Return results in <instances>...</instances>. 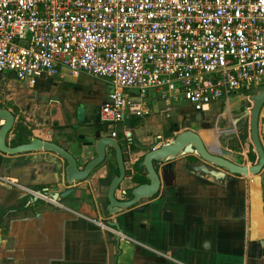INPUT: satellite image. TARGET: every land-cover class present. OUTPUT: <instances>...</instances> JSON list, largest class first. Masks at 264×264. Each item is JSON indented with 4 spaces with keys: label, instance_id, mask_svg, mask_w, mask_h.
<instances>
[{
    "label": "crops",
    "instance_id": "obj_1",
    "mask_svg": "<svg viewBox=\"0 0 264 264\" xmlns=\"http://www.w3.org/2000/svg\"><path fill=\"white\" fill-rule=\"evenodd\" d=\"M8 76L11 83L19 82L21 87L33 84ZM50 79L58 85L68 84L64 89L67 97L63 110L66 122L72 125L54 131L33 129V133L66 146L82 164L85 158L91 157L92 150L90 147L78 151L73 128L77 125L80 132L87 133L91 129L87 123L98 116L109 92L99 101L95 113L91 91L98 88L90 83L94 78L63 71L40 80ZM78 102L84 106V125L79 124L75 116ZM160 102V106L149 105L152 112L146 116L173 109L171 103ZM222 105L220 117L225 114L230 118L236 116L233 111L237 103L231 104L227 100ZM54 107L57 109L53 118L61 124V110ZM209 109L204 113L206 118L210 116ZM161 116L167 118L166 113ZM140 118L132 116L126 120L139 121ZM133 124L137 123L133 121ZM185 125H189L188 122L183 124L188 127ZM215 127L210 130L214 131ZM199 130L200 135L209 131L206 128ZM158 132L155 130L147 137H138L148 142ZM212 134L201 136L219 154L239 164L253 162L249 137L236 148L232 144H222L233 137L218 142ZM261 141L264 147V137ZM244 145L248 146L247 150L243 149ZM141 154V151L131 153V161ZM20 156L23 157L22 164L12 165L17 156L0 152V264H264V194L259 175H235L232 181H216L202 169L184 168L185 157L182 156L176 160L171 177L162 182L160 191L152 198L108 215L107 184L98 180L101 176L112 177L116 168H95L88 178L76 183L75 194L62 201L53 202L39 195L36 201L27 204L29 195L39 189L47 187L51 190L54 185L60 190L65 188L66 162L49 151L26 152ZM198 159L197 164H200ZM90 218H99L106 223L110 220L118 222L120 229L111 226L120 234L101 230Z\"/></svg>",
    "mask_w": 264,
    "mask_h": 264
},
{
    "label": "built area",
    "instance_id": "obj_2",
    "mask_svg": "<svg viewBox=\"0 0 264 264\" xmlns=\"http://www.w3.org/2000/svg\"><path fill=\"white\" fill-rule=\"evenodd\" d=\"M63 71L111 83L97 116L109 127L150 114L148 98L203 112L264 87V0H0V74Z\"/></svg>",
    "mask_w": 264,
    "mask_h": 264
},
{
    "label": "water",
    "instance_id": "obj_3",
    "mask_svg": "<svg viewBox=\"0 0 264 264\" xmlns=\"http://www.w3.org/2000/svg\"><path fill=\"white\" fill-rule=\"evenodd\" d=\"M244 96L246 101L252 105L242 114L244 117L248 114L246 118L249 117L250 151L256 155V160L252 163L239 164L229 160L219 154L215 148L209 147L197 131L177 128L173 132V137L165 141L162 140L161 135L152 136L153 143L151 144H142L137 135L132 132L130 139L144 153L137 162V168L128 169L125 168L119 142L102 133L107 128L104 126L103 129L96 131L93 137L85 136V139L90 141L88 146L91 147L93 155L79 164L76 158L61 145L29 133L23 135L26 141L22 143L11 145L7 142L8 134L14 124V115L1 105L0 152L12 155L32 151H49L62 158L66 162L63 177L65 188L60 190L57 185H54L51 190L47 187L37 190V193L46 199L58 202L73 196L76 183L88 178L95 167L103 161L105 149L112 148L117 162V172L112 177L101 176L98 180L100 183L104 180L107 184L105 196L108 202L106 206L108 215L136 207L145 199L152 198L160 191L162 182H166L171 177L172 163L188 154L200 159V164L192 165L190 168L202 169L204 174L216 181H232L235 175L242 177L259 175L260 186L264 194V147L261 141V137H264V87H257L255 92L250 90ZM240 118L241 116L226 117L221 125H216L214 128L216 140L222 142L225 138L232 136ZM260 131L263 132L262 136H260ZM125 180L129 184L123 185ZM117 191H119V196H117ZM38 194L29 195L27 204L36 201L39 198ZM108 223L120 229L118 222L110 220Z\"/></svg>",
    "mask_w": 264,
    "mask_h": 264
},
{
    "label": "flooded vegetation",
    "instance_id": "obj_4",
    "mask_svg": "<svg viewBox=\"0 0 264 264\" xmlns=\"http://www.w3.org/2000/svg\"><path fill=\"white\" fill-rule=\"evenodd\" d=\"M0 79H1V75H0ZM1 81V80H0ZM42 81V83L36 84L37 82L35 81L33 84L31 85H26L24 87H21L19 82H13L14 85H16L18 88H15V93H14V98H11V96H8L6 102L5 101H1L0 100V105L7 108L8 110H10L12 112V114L14 115V124L12 129L10 130L9 133L14 134V136H16V138L18 136H20V140L16 141V144L18 143H22L25 140V136L26 134H31L34 135L33 133V129H30V126H26V122H30L31 118H34V121H36V124H40L42 126H44L45 129H49L51 131H54L56 129H62L64 127L69 128V125H72L68 122H66V115L65 112L63 110V106L65 105V101L64 98L67 97L65 96V92L64 89H67V85L64 82H62V84L58 85L56 83V81L54 79H50V80H39ZM11 87V84H10ZM12 89V87H11ZM55 89H58V91H56ZM6 89H4V86L0 84V94L4 93V94H10L5 92ZM11 94H13L11 92ZM240 95L241 98H239V103H238V107L234 110V114L237 117L241 116L237 127L235 128V133L231 136L233 138H231V140L224 141L222 144L223 146H225L224 144H228L236 147V148H240L239 146V142H241L243 139L249 137V117L246 118L242 116L243 111L244 110H249L252 105H249L246 102V98L244 96V94H237ZM13 100V101H12ZM9 103H11V105H13V107L11 105H9ZM32 105H35L34 109L32 108ZM54 106H58V108H60L61 112V118H62V123L58 124V122L53 118L56 114V109L57 107ZM223 105L222 102H220L217 106H212L209 110H210V116L209 118H206L205 114L203 112H196L194 110H192L190 107H182L179 108L178 112H179V119L181 120V125H177V124H172L170 129H169V133L174 132L177 128H182V129H191V130H195L198 131L201 128H206L208 130L213 129V127L215 125L219 126L221 125L222 120H224L226 117H229L230 115L225 114V116L220 117V115H222L223 112ZM24 109V111L22 110ZM80 109H83V114H81ZM17 111H20L21 113H17ZM32 113V117H28V116H24V113ZM23 115V116H22ZM84 106L82 105L81 102L77 103L76 106V111H75V116L78 120L79 124H85V117H84ZM170 115V114H169ZM235 116V117H236ZM232 117V116H231ZM23 118V119H22ZM230 118V117H229ZM246 118V121L244 120ZM26 120V121H25ZM137 120V119H136ZM244 120V121H243ZM21 122L19 123V128L16 129V126L18 125L17 122ZM133 121L135 122V120L133 119L130 122V126H133ZM184 122H188V127H183V123ZM215 122V123H214ZM34 123V122H33ZM88 126L91 128L87 133H82L77 129V125L76 127H74L73 129L76 131H73L72 133L74 134V140L76 141V146L78 148V151L81 152V150L90 148L88 146V143L90 141H88L87 139H85V136H89V137H93L94 133L100 129H103L104 126H107L106 130L103 131L102 133L106 136H111L114 139H116L119 144H120V140H119V136H118V132H115V130H112L111 127H109L106 124L101 123L98 119H97V115L94 119H92L91 122L87 123ZM24 125V126H22ZM193 126V127H192ZM194 126H197V128H194ZM133 127L129 128V129H124L122 132V137L124 139V147L120 144L121 149H122V153H123V160H124V165L125 168H129V169H135L137 168V162L139 160V158L141 157V155L144 153V151L140 150L137 148V146L133 143L132 139H130V135L133 131ZM16 131V132H15ZM114 131V133L112 134V132ZM157 135H161L162 136V140H168L167 139V133H163V132H158L152 136H157ZM173 135V133H172ZM37 136V135H34ZM39 137V136H37ZM41 138V137H39ZM139 142H141L142 144H151L153 143L152 137L149 140L148 143H145L144 141H142L138 136H137ZM227 140V139H226ZM235 141V143H231L232 141ZM52 141V140H49ZM7 142H8V137H7ZM55 142V141H52ZM57 143V142H55ZM59 144V143H57ZM61 145V144H59ZM62 147H64L66 150L69 151V149L66 146L61 145ZM139 152L141 151L142 154L134 161H131L130 158V154L133 152ZM78 161V156L74 155L71 151H69ZM17 156V158L15 159L16 162H11L12 165H20L23 162V157L20 156L21 153L18 154H12L9 156ZM93 153H90V156H92ZM185 158H183L182 164L185 167H190L192 165H196L197 162V157L193 156V155H186L184 156ZM90 159V157L85 158V160ZM130 163L128 164V166L126 165L127 162ZM79 163V162H78ZM176 162L172 163V167H174ZM116 168L117 170V162L115 159V154L112 148H106L105 149V156L103 161L101 162V164L97 165L95 168ZM189 169V168H187Z\"/></svg>",
    "mask_w": 264,
    "mask_h": 264
},
{
    "label": "rangeland",
    "instance_id": "obj_5",
    "mask_svg": "<svg viewBox=\"0 0 264 264\" xmlns=\"http://www.w3.org/2000/svg\"><path fill=\"white\" fill-rule=\"evenodd\" d=\"M1 76H2V79H0L1 80L0 81V84L4 86V89H6L5 92L10 93V94H4V93H1L0 94V100L6 102V100L8 99L7 98L8 96H11V98H14L15 88H18V87L16 85H14V83H11V78L8 76L7 72L2 73ZM39 83H42V81H37L36 84H39ZM90 83L94 84L98 88V90H96V91H94V90L91 91L93 93L91 95V97L95 101L94 102L95 110H93V112L95 111V113H96V111L98 110L99 101L102 100V97L105 96V94L107 92H110L111 91L112 86L110 85V83L106 79H100V80L90 79ZM10 84H11L12 89L10 87ZM98 91H99V93L102 96L100 94H98ZM255 91H257V88H253L251 90V92H255ZM11 92L13 94H11ZM148 95L150 96L151 95V92H149ZM239 97H240V95H237V94L234 95V94H232V95L229 96L228 101L231 104L232 103H237L238 104L239 103L238 102L239 101ZM147 102H148V104L151 107H155V105H157V106L162 105V103L159 100H157V99L148 98ZM219 103H220V101H216V102H213L212 105L215 106V105H218ZM247 103L249 105H251V103H249V102H247ZM171 104L173 106V109H171V110L166 109L165 111L159 112V113L157 112L153 116L152 115L144 116V117L140 118L139 121H135V123H137V124H135L133 126H130V121H127L128 119L127 120L125 119L122 122H118L116 124H112V127H114L117 130V132H118V136L120 137L119 138L120 144L124 147L125 142H124V139L122 137L123 130L124 129H129V128H132V127L134 129L133 130L134 133L137 136H139L140 138L141 137H147V136H149L155 130H157L159 132L167 133V135H169L167 139L172 138L173 137V135H172L173 132L169 133V129H170L171 125L174 124V123L177 124V125H181V120L179 119L180 118L179 117L180 114H179L178 110H179V108H181L183 106H186L187 105V102L182 97H178L177 99L172 100L171 101ZM9 105H11V103H9ZM11 106L13 107V105H11ZM238 106L239 105H237V107ZM34 107H35V105H32V108L33 109H34ZM22 110L24 111V109H22ZM205 111H207V110H204L203 113H205ZM80 112H81V114H83V109H80ZM17 113L20 114L21 112L20 111H17ZM164 113L167 114V116H166L167 118H165V119L162 118V116H161ZM23 115L24 116H28V117L31 118L33 114L32 113L30 114V113H26L25 112ZM19 123H21V122H19V121L17 122L18 125L16 126V129H18L19 126H21V125H19ZM183 124H185V122ZM22 126H24V125H22ZM26 126H30V129L31 130L32 129H34V130L45 129L44 126H42L40 124L37 125L36 124V121H34V118L33 117L31 118L30 122H26ZM185 126H188V125H185ZM194 128H197V126H194ZM180 129H182V128H180ZM210 133L212 134V133H214V131L213 130L212 131L209 130L208 132H205V133H203L201 135H204L205 134L207 136ZM212 135H213L212 138L213 139H216L215 136H214V134H212ZM163 141H165V140H163ZM8 142L11 145L16 144V136H14V134H12V133H9L8 134ZM148 142H145V143H148ZM246 142H247V144H249V139H246ZM247 148H248L247 145H244L243 146V149L244 150H247ZM21 154H25V153H21ZM13 156H15V155H13ZM181 159H182V157H181ZM13 162H16L15 159L12 161V163Z\"/></svg>",
    "mask_w": 264,
    "mask_h": 264
},
{
    "label": "trees",
    "instance_id": "obj_6",
    "mask_svg": "<svg viewBox=\"0 0 264 264\" xmlns=\"http://www.w3.org/2000/svg\"><path fill=\"white\" fill-rule=\"evenodd\" d=\"M19 138H20V136H18V137L16 138V141H19V140H20ZM20 141H21V140H20ZM250 159H251V161L255 162V160H256L255 153L250 152Z\"/></svg>",
    "mask_w": 264,
    "mask_h": 264
}]
</instances>
